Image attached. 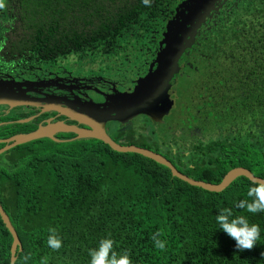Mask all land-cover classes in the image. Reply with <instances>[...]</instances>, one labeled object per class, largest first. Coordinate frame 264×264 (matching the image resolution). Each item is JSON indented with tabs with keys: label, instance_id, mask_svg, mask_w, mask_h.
Returning <instances> with one entry per match:
<instances>
[{
	"label": "trees",
	"instance_id": "16d2710c",
	"mask_svg": "<svg viewBox=\"0 0 264 264\" xmlns=\"http://www.w3.org/2000/svg\"><path fill=\"white\" fill-rule=\"evenodd\" d=\"M13 1L16 9L8 3L7 19L20 33L17 47L51 49L62 42L79 53L106 47L100 44L106 40L110 47H145L184 0ZM208 23L210 41L202 49L209 56L204 67L212 60L210 96L218 99L210 111L213 134L189 155L178 152L182 165L170 159L181 172L209 183H220L240 166L264 178V0L223 1ZM7 154L4 201L22 243L15 264H40L41 258L45 264H89L88 250L102 237L126 251L132 264H264V212L235 207L240 199L251 200L247 191L256 183L245 176L213 192L97 139H39ZM223 208L259 226L252 249L237 250L218 229L215 217ZM50 228L61 239L59 249L47 245ZM4 230L10 244L12 235ZM153 236L163 249L154 246Z\"/></svg>",
	"mask_w": 264,
	"mask_h": 264
},
{
	"label": "flooded vegetation",
	"instance_id": "af4514ba",
	"mask_svg": "<svg viewBox=\"0 0 264 264\" xmlns=\"http://www.w3.org/2000/svg\"><path fill=\"white\" fill-rule=\"evenodd\" d=\"M9 2L16 9L15 1L0 0V83L23 92L26 99H32V104H0V149L9 144L4 140L33 132L41 126L63 123L88 128L72 115L80 108L79 104L85 103L106 105L110 116L118 118L107 120L105 125L107 134L114 141L152 150L180 165L184 157L179 153L189 155L193 148L197 149L213 134L208 132L210 111L218 99L210 96L212 79L209 77L212 73L209 65L212 60L204 67L208 55L202 49L210 41L206 38L210 18L201 25L192 45L179 58L165 98L172 102L168 113L162 116V120L139 113L125 121L119 119L123 114L116 108V101L134 92L137 81L158 68L156 60L165 29L154 40L148 39L147 45L141 48L135 45L129 48L127 42L110 47L108 40L100 42L106 47L85 48L79 53L77 47L65 49L62 42L51 49L19 48L17 38L20 33L15 31L16 22L7 19L11 12ZM206 84L210 87L205 89ZM204 122L207 128L202 126ZM251 133H255L254 127ZM53 137L56 140L43 139L60 143L77 141L74 132L58 131ZM7 151L0 154L3 159L0 162V203L15 227L4 201L7 185L2 184L6 179L2 173L9 167ZM3 225L7 228L0 212V264L7 263L8 259H3V255L8 254L11 264L14 239L12 236L9 244ZM19 251L18 248L17 255Z\"/></svg>",
	"mask_w": 264,
	"mask_h": 264
},
{
	"label": "water",
	"instance_id": "95a60500",
	"mask_svg": "<svg viewBox=\"0 0 264 264\" xmlns=\"http://www.w3.org/2000/svg\"><path fill=\"white\" fill-rule=\"evenodd\" d=\"M223 1L226 0H184L179 4L174 15L165 27L164 39L161 42V49L156 60V63L159 64L158 68L156 70H150L145 77L139 79L134 92L116 101V108L120 114H123V117L119 118L120 120L127 121L139 113H147L157 120H162V116L168 113L172 104L171 100L165 98L168 97V87L171 84V77L177 71L179 58L185 49L192 45V41L195 40L197 31L201 25L205 23L208 17H213L214 11H217L222 6ZM26 97L23 92H16L12 86L8 88L6 84L0 83V104H32V99H26ZM78 106L80 108L77 109L76 113L73 112L72 115L80 123L87 125L88 128H80L63 123L41 126L33 132L18 134L4 140L5 143L9 144L0 149V154L13 147L35 140L43 138L56 140L53 134L58 131L74 132L77 134V139L95 138L110 145L116 151L134 152L151 158L169 167L173 176L209 191L221 192L241 176H245L255 183H264V178L255 175L243 166L235 167L228 171L218 184L194 179L181 172L169 159L160 153L135 145H123L114 141L107 134L105 125L107 120L118 118L110 116L109 109L106 105L102 107L98 104L85 103L79 104ZM159 112L161 113L158 114ZM0 212L14 239L11 264H15L18 258L17 249L22 250V243L17 230L1 203Z\"/></svg>",
	"mask_w": 264,
	"mask_h": 264
},
{
	"label": "clouds",
	"instance_id": "9594fccd",
	"mask_svg": "<svg viewBox=\"0 0 264 264\" xmlns=\"http://www.w3.org/2000/svg\"><path fill=\"white\" fill-rule=\"evenodd\" d=\"M145 4L148 0H143ZM247 197L251 200L240 199L235 207L245 209L249 213L264 212V183H256L249 187ZM215 223L218 229L235 241V248L239 251L252 249L260 237V228L257 224H250L243 215H234L228 208L221 209ZM47 245L52 249L61 247V239L55 234V230L49 229ZM154 246L159 249L165 247L164 243L153 236ZM89 264H132V260L126 251L118 252L114 241L109 237H102L94 248L88 250ZM40 264H45V258H41Z\"/></svg>",
	"mask_w": 264,
	"mask_h": 264
},
{
	"label": "rangeland",
	"instance_id": "374dc122",
	"mask_svg": "<svg viewBox=\"0 0 264 264\" xmlns=\"http://www.w3.org/2000/svg\"><path fill=\"white\" fill-rule=\"evenodd\" d=\"M87 68H90L89 66ZM68 134H65L64 136H67Z\"/></svg>",
	"mask_w": 264,
	"mask_h": 264
}]
</instances>
